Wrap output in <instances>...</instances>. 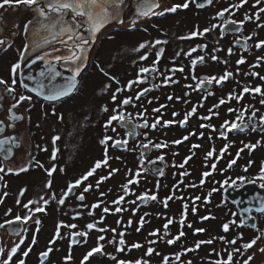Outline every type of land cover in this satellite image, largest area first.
I'll use <instances>...</instances> for the list:
<instances>
[{
    "label": "rangeland",
    "instance_id": "1",
    "mask_svg": "<svg viewBox=\"0 0 264 264\" xmlns=\"http://www.w3.org/2000/svg\"><path fill=\"white\" fill-rule=\"evenodd\" d=\"M157 2L160 7L154 9V11L159 12L163 11L165 7H172L173 4H181L182 0H157ZM238 2L239 0H215L212 4L213 6L211 5L212 7L208 11L207 8L204 9L206 12L196 11L191 6L186 9L177 8L175 12H165L163 15H149L139 18H137L136 14L137 7L133 5L126 20L122 18L124 20L123 24L113 27L116 22H110L100 30V34L98 33L97 36L100 35L99 41L105 38L103 43L104 46L99 47L103 51L97 52L100 58L96 57L97 61L88 67L86 72L87 77L84 83L81 82L72 96L67 97L61 105H56L55 109L43 102L41 104H36L37 107L35 108L40 110V112L37 110L35 111V116L36 119L39 120V136L41 141L39 146L41 155L39 159L43 162L41 163L43 167L37 168L33 166L31 168V164L28 162L27 158H25L29 152L26 150L24 153L25 155L18 165L15 164L17 159L12 161V168L18 169L20 167H27L29 163L28 172L22 174V178L14 174L16 171L12 173L7 172L8 175H10L7 178V183L4 186L0 185V188H4L7 194L9 193L8 198H6L5 195L1 197L2 190L0 191V199H2V202H0V210L2 208L5 213V211L11 209L10 213L8 211L3 215L0 211V222L3 221V219L15 217L17 214L21 217L29 214L28 210L23 208V204L27 203L29 200L38 202L30 204V209L34 210L37 206H41L45 209L42 212L33 211L31 213L34 217V221L36 219L41 221L38 230L37 226L26 225V231L18 237H11L7 233L3 234V232L0 233V246H3L5 249L4 259L7 258V251L10 250L14 244L20 243L21 237L24 239V243L20 244V248L14 254L9 264H14V257L17 253L23 255V252L28 250L29 246L32 248L37 245L38 247L34 249V256L30 253L31 256L28 258V261H26L24 257L26 263L30 264L32 262L31 264H36L35 260L39 259L37 258V252H42L47 250L48 247H52L53 251L50 253L52 264H77V259L84 255L85 250L90 249L91 246H95L97 237L101 235L105 237L103 241H99V243L103 245L101 251L102 255L94 253L96 257L93 259L90 257L86 264H114L118 259L127 260L129 264H134L137 259L146 261L147 264H189V262L190 264H215L217 260L227 261V253L232 251L235 246L229 243L232 241V230L229 229L228 232H225L224 230L222 231V227L223 224L228 223V220L234 219L235 216L233 217L229 214V212L234 209V206L231 205L227 199L223 198L221 193H219L220 191L215 192L216 190H212V192L206 193L205 191L208 189H205V193L202 192V188L205 186H203L201 182L198 183V175L200 174L203 176V172L205 171V168L203 169L202 167L200 169L199 167L202 157L197 155V160L194 159L192 161L190 169H188L187 166L189 162L181 168V160L183 159L181 155L183 154L179 151L184 148L178 147L176 150L167 148L166 152H168V154L166 159L168 160L162 161L161 164L157 161L154 164L152 163V165H148L146 159L155 161L156 158L154 157L158 156V151L154 150L153 157H151L146 154L149 147L147 149L141 147L142 144H146L145 142L134 144L136 141L133 142L130 136L123 132V129H125L124 127H127L128 131L131 130V124L124 125L117 121H113L111 125L106 127V121L109 116L113 115L111 109L116 108L121 100L129 96L133 97L132 103L123 106L122 111L125 113L126 118L131 117V119L138 115L137 113L141 112L144 113L147 119L151 117L153 121L156 116H160L161 121H176L178 118H173L171 115L172 112H177L178 115H180L182 113L181 110L185 111L192 106V102L196 100L194 93H188L186 97L188 103L181 102L180 104L173 99L170 101L168 99L171 93L170 86L167 85L171 84V87L177 90L178 88H176L175 83L165 85L162 83V76L155 77L153 75L152 77H148L149 74L139 73V69L145 64H148L145 67H148L150 70L153 67H158L157 64H150L151 60L156 57L155 51L157 48H163V52L159 59L164 60L165 64L168 62L172 65H178L179 68H184L183 72L179 71L180 74H178L177 71L172 72L176 75V78L173 77V79H175L174 81L178 80V76L180 75V80H185L184 75H186L187 80L192 79L197 81L204 76H215L218 78L226 70L233 73V76L226 80L227 82L224 81L225 83H223V85L225 86H223V90L222 88H215L216 84L214 83V87L203 91V95H208L209 97L206 98L207 102L200 103V105L197 104L196 106L198 112H200L196 116L198 120L202 121V119H200L202 116L211 117L208 111L210 108L206 106L210 105L212 108L214 104L218 103L219 96L223 97L225 92H231L233 89V84L230 82L231 80L236 81L235 85L238 83V87H243L244 85L249 87H255L256 85L261 86L262 92L259 95H255L254 92L250 91V93H246L244 99H240V101L236 99L229 101L226 99L228 101L226 103L228 104L225 103V105H221L219 109H213V112L218 111L220 115L218 114L219 116L212 118V120L210 118L209 121H213L214 125L220 128L224 121H228V114L223 115V108L227 106L229 109L237 105L235 114L238 113V110L239 114H243L244 109L243 111L239 109L243 103H245V107L248 106V108H246L248 112L264 109V105L260 104V100L264 97V80L259 78L260 76H264V61H261L259 64H257L256 61L257 56L264 57V50H262L264 46H262V49H257L255 47L258 41L264 40V27H257V24L264 25V13L259 14L260 19L258 21L255 18L259 8L264 7V2L256 6L255 0H247V3L239 9H230L229 13L235 20H243L245 14L253 17L251 21H244L245 30L243 31L244 36L242 37H239L237 34H226L227 36L221 37L216 29H212L203 35H197L188 39H180V37H187L189 35L193 28L192 24H195L200 32H203L204 28H211V25L217 23V19L215 20L214 18L217 11L228 7V4H237ZM27 8L29 7L27 6ZM24 11L32 15L30 10L24 9ZM32 12L35 13L33 10ZM133 20H135L137 26L145 29L141 34L135 35V25L133 26L132 24ZM124 25L125 28H122ZM237 37L239 38L237 39ZM246 37L252 38L245 40ZM157 39L167 41V43L156 46V48L145 47L139 52L134 51V49H136L140 43L145 42V40L155 41ZM191 40L197 41L200 45L206 44L207 48L201 46L204 51L197 49L196 52H190ZM109 41L111 43H109ZM245 44H248V48L245 50L248 49L249 52L244 51ZM192 47H195V45ZM229 48H231L233 52L231 56L228 54ZM216 49H219V51H216ZM146 52L148 53V59L143 63L139 57ZM36 53L38 52H27V58L34 56ZM59 53L61 52L57 54ZM66 53L67 55L69 54L68 51ZM89 53L91 55L93 54V52ZM177 53H180V55H177ZM194 53L198 54L199 57H203L204 62H198L196 65H193L191 72H189L190 69L187 65L191 63L192 58L190 55ZM212 55H216L219 60H211L210 57ZM240 56L245 58V63L237 65L235 61L239 59ZM222 61H227V64ZM101 68L104 72H107L110 77H115L116 80L119 81V84L114 80H110L109 76H105L100 71ZM250 72H256L259 75L257 78H252L251 75H246V73ZM137 75L143 79V83L134 84L130 88L126 87L127 82L129 80H135ZM193 76H195L196 79H193ZM151 79L153 81L152 86L156 87L154 89L150 87L149 81H151ZM105 85H109L110 90H106ZM117 87L122 88L123 91L117 93V101L114 102L111 99V92H115ZM144 88L151 89L146 95L148 98H145L143 95L141 99L136 100V93ZM235 89L232 92H234ZM208 93H212V95ZM200 96L201 95L198 94L199 98ZM210 97L214 98V104L210 103ZM152 100L153 103L151 105L149 101ZM160 105H166V107L161 109L160 113H154L153 109L159 108ZM104 107H107L109 111H102ZM196 117L193 115L189 117L190 127L196 128L195 126L198 124ZM136 119L137 117H135V120ZM140 123L142 124L143 121ZM25 127L26 124L21 128L25 129ZM113 128H115V132L112 131ZM142 129L145 130L147 137H149L148 130L146 128ZM118 134H120V137H118ZM161 134L162 141L166 139L167 143H171L172 139L179 135V132L175 123L158 125L157 128L151 132L152 142L156 143L158 139H161ZM105 135L111 137L112 140H109L106 145H101L100 140H102ZM53 137H59V139L53 143ZM120 139L127 140V144L121 148H114L113 140ZM248 139L255 141L252 137ZM54 148L56 149V153L53 159ZM42 151L45 152L42 153ZM105 151L108 157L107 166L101 164V167L96 169L92 176L88 177L86 181H82V186L77 187L75 192L70 193L69 196L65 198V203L63 205H58L55 200L44 205L42 201L39 200L41 196L47 199L53 193H55L58 199L61 192L66 190L70 180L79 178L82 174L88 172L94 166L96 160L102 161L104 159ZM257 151L258 154L264 151V143L258 147ZM141 153H143V157H141ZM217 155L220 156V154ZM141 159H143L142 165ZM255 159L254 165L248 166L247 172H243L244 175L247 173H254L257 171V168L260 167L258 160L261 158L256 157ZM247 160L248 158H244L240 163L246 164ZM227 162L228 153L223 154L221 158L217 160L216 175L210 177L209 183L211 188L213 187V189H215L216 186L221 189L228 183V176H226L228 171L227 169L222 170L223 166H228ZM53 165H55V171L50 178L45 169H51ZM33 168L34 172L31 174V169ZM111 168L119 169V171L101 181L99 188H97L96 182L100 180L102 176H108L109 169ZM61 169H63V171H61ZM137 169H142L141 171L143 174L134 176ZM160 171L163 172V175L160 174ZM223 175H225V177ZM129 176L132 177L134 183L128 185L129 191L125 194L121 190V185L127 183ZM49 179L52 181L50 189L45 187ZM180 179H182V181H179ZM88 185L92 187L88 192L84 193V201L81 202L77 200L76 197L83 192V188ZM190 185H195V187ZM21 189L25 190L23 195H21ZM159 189L161 191L160 193H158ZM174 190L180 191L182 195L179 193L174 195ZM101 191L105 193L103 197H100ZM164 192L166 194L171 192V195L173 194L175 197L182 199H171L167 203V208L164 206L159 208L157 204L160 205L163 201L162 198L166 197L163 196ZM141 193H146L149 196L156 194L160 202L148 200L147 203V200L141 201L137 199ZM118 194L125 196L124 202L120 205L124 210L119 213L115 212L116 205L111 203L112 200L117 198ZM209 194L214 195L211 200L206 201L203 199ZM196 196L202 199L194 200ZM17 199L21 201L19 205L16 203ZM99 200H103L104 203L98 208H91V205L97 203ZM131 201H135V204L130 203ZM184 203L189 205L186 210L183 208ZM105 206L110 209L108 213L103 212V207ZM192 207L196 208L195 213L192 212ZM133 209H135V211L137 209V214ZM89 212H91L92 215H89ZM157 213H159V216ZM181 213H184L185 222L183 225L180 223ZM140 215L148 220V223L145 228L137 231L135 220L139 218ZM93 216L95 217L92 218ZM99 217H103V220H99ZM117 217L121 219L119 224H115L116 221H119ZM201 217H208V219H201ZM169 218L173 219V223L168 226L166 232L163 226L167 223ZM129 220L132 221L131 224L128 223ZM61 221L64 225L76 224L77 228L69 229L68 227L62 226L60 229V238L49 245L50 238L55 235V225ZM88 223H95L96 227L89 231V237H87L86 242L85 238L81 237L82 242L86 245L73 248L71 256V249H69L70 238H72L70 235L71 232L84 231ZM189 224L192 225L191 228L188 227ZM197 227L204 228L206 231L196 233L195 228ZM101 228H114L116 232H101ZM153 230H158L157 235H153L151 239H155V243H150L149 246H146L148 245L146 243L145 246L138 249L131 248L135 240H141L145 243L147 232ZM178 231H183L185 235L179 240H176L173 244H167L166 241L168 239H172L173 236L176 237L179 235ZM120 232L125 233V245L123 246L119 245L120 237L118 233ZM34 233L40 234V243L36 240V243L32 244L31 241ZM220 236L225 237V241L213 239L212 244L203 243L199 248L195 247L196 241H207L211 238ZM113 238H115V243H108V241ZM75 239H78V237ZM151 240H148V243L151 242ZM242 244L244 243H239L238 247H236V249H239V253L233 255L231 264H243L245 260H248V257H252L249 264H264V253H254V251H257L255 249L261 248V244H264V240L254 243L252 247L247 250L242 248ZM116 247H122L123 251H115ZM149 247H152L154 250L152 254H147ZM262 248H264V246ZM183 249L189 250L183 253ZM259 251L262 250L259 249ZM178 253L180 254L179 260L176 259V254ZM64 255L65 257L70 255L71 259L61 262L56 258H62ZM165 256L168 257V261L164 260ZM112 257H115V259Z\"/></svg>",
    "mask_w": 264,
    "mask_h": 264
},
{
    "label": "snow or ice",
    "instance_id": "2",
    "mask_svg": "<svg viewBox=\"0 0 264 264\" xmlns=\"http://www.w3.org/2000/svg\"><path fill=\"white\" fill-rule=\"evenodd\" d=\"M194 2V0H193ZM208 3H211L212 0H207ZM262 2H264V0H255V5L259 6ZM245 3H247V0H239V3L237 4H230L229 7L223 8L221 11L217 12V17H222L224 16L225 13H229L231 8H235V9H239L240 7H242ZM124 4V0H2V2H0V8L4 7L5 5H8L10 7H14L16 5H21V6H28L31 7L33 9V11L36 13V16L34 17V21H29L24 25V29L25 32H29L31 31L32 33L35 34H40V32H43L44 38L42 40V44H50L52 42H58L62 45H64L69 54L68 55H63V54H56L58 52H60L59 49H53V54L49 53H44L42 55H38L35 56V59L33 60H27V62L25 64L22 65L21 61H25L26 57H27V52L30 48L33 49V51H35L36 48L40 47L39 43H34L32 45L26 43L24 46V51H21L19 53L20 56V60H18L16 63L11 65V72L12 74L15 76V74L18 72V70H21L22 67H27L30 64H35V62L37 60H45L47 61L49 56L50 59L52 61H55L57 63H59L62 67L67 68V70L71 73V75H69L68 77L65 78V81L62 85H53L51 88H49L47 91H45V86L44 84H39L37 88L33 89V91H36L39 95H43L45 100L48 101H57L59 99H61L62 97L68 96L69 94H71L73 92V90L77 87V77L82 73V71L84 70L85 66H86V62L89 60V50L95 45L96 43V39H97V34L100 32V30L108 23L110 22H117L119 24H123L124 20L121 18V8L122 5ZM189 6V0H184V3L182 4H173L172 7L168 8L165 7L163 9V11H159L156 12L154 11V9H158L160 7L159 3L157 2V0H139L138 5H137V10H136V14H137V18L139 17H146L149 15H163L165 12H175L177 10V8H187ZM203 6V5H198V7ZM260 13H264V7L259 8L258 13L256 14V20L258 21L260 19ZM252 16H249L248 14L244 15V19L242 21H240V24H243L244 21H251L252 20ZM133 26L135 25V20L132 21ZM235 25L237 24V21L235 20H225L223 24L220 25L222 32L221 35H223V30L225 29V25ZM217 27V25L213 24L211 25V28H204L203 32H198V31H191L189 33V35L187 37H180V39H188L197 35H203L204 33H207L209 31H211L212 29H215ZM257 27H264V25H260L257 24ZM234 31L239 32L240 29L236 28L234 29ZM66 37V39H65ZM239 37H237L238 39ZM252 37H246L245 40L251 39ZM5 43V41L0 40V44ZM167 41H163L160 39H157L155 41H146V42H142L138 45V47L136 49H134V51L139 52L141 49H144L145 47H150V48H156V46L159 45H163L166 44ZM262 46H264V40H260L258 41V43L255 44V47L257 49H262ZM264 50V49H262ZM190 51L194 52L195 49H191ZM216 51H219V49H216ZM163 52V48H157L155 51V55L157 60L160 58L161 54ZM228 54L229 56H231L233 54L232 49L229 48L228 49ZM177 55H180V53H177ZM211 60L213 61H218L219 58L216 55H212ZM139 59L141 61L147 60L148 59V53L146 52L144 55H141L139 57ZM197 61H199L200 63L204 62V58L203 57H197L196 59L191 60V64L192 65H196ZM256 61L257 64H259L261 61H264V57L261 56H257L256 57ZM223 63L227 64V61H222ZM156 61H153V65H155ZM235 63L237 65L243 64L245 63V58L243 56H240L239 59H237L235 61ZM184 71V68L181 67L179 69L173 68L170 69V71L175 72V71ZM100 71L105 75V76H109V74L107 72H104V70L101 68ZM155 73L157 71V69L155 67H153L151 70L148 67H141L139 69V73ZM47 72L49 74L50 77V82L51 81H55L57 77L62 76V73L60 71H57L56 68V64H49V67L47 69ZM41 76H44L45 73L41 72L40 73ZM246 75H252V76H258V73L255 72H250V73H246ZM233 76V73L230 71H225L221 76H219L218 78L215 76H204L203 78L199 79L197 84H196V88H200L202 85H205V83L211 85L213 82L216 85H221V83L223 81L228 80L229 78H231ZM193 79H196L195 76L192 77ZM260 79L264 80V76H260ZM29 80H32L33 77L31 75L28 76ZM110 80H114L117 84H119V81L116 80L115 77H110ZM16 79H12L11 80V84L7 83L4 79H0V85H5V90L8 93L13 92V88L12 85L16 84ZM176 81L172 80L171 77L169 76H163L162 77V83L164 84H169V83H175ZM139 83H143V79L137 75V78L135 80H129L127 82L126 87L130 88L131 86H133L134 84H139ZM155 86V85H154ZM25 87H27V85H25ZM105 89L106 90H110L109 89V85H105ZM151 89L149 88H144L140 91H138L135 95V99L139 100L141 99V97L143 95H145L147 92H149ZM121 91H123L122 88L117 87L115 89V92H111V99L112 101H117V93H120ZM254 92V93H261V88L260 87H249V86H244L243 87V91L240 92L239 90H235L234 92H230L227 94V98L228 100H232V99H236L237 101H239L243 95L245 93H249V92ZM209 95H212V93H208ZM187 95V93H185V96ZM206 98V97H205ZM168 99L171 101L173 99L172 96H169ZM176 100H182V97H175ZM24 100H31V97H25V96H20L19 100L16 102L15 105L12 106V108H15L20 101H24ZM133 97L129 96V97H125L123 100H121L119 102V104L117 105L116 108L111 109V111L113 112V115L109 116L108 120L106 121V127L108 125H111L113 121H117L121 124L127 125V124H131V130H129L127 132V135L132 136L135 134V129L136 128H148L149 124L147 122V120H144V122L141 123H135L131 120L130 117L126 118L125 113L122 111L123 106L126 105H130L132 103ZM183 103H188L187 100H182ZM226 102H228L225 98L221 97L218 101L217 104H214L212 106V108H210L208 111L210 114L212 115H218V111L217 112H213V109H219V107L221 105H224ZM260 104L264 105V99L260 100ZM202 106V105H201ZM166 105H160L159 108L153 109L154 113H160L161 109L165 108ZM12 108L9 109V111H12ZM119 110V111H118ZM102 111L108 112L109 109L107 107H104L102 109ZM197 111V107L196 106H192L191 109L187 112H185L183 114V119L178 120V121H169V120H163L161 121L160 116H156L153 123L150 125V127L152 129H156L158 125H169L172 123H178L181 127H183L186 122L189 120V117H191L194 113H196ZM234 110L232 108L228 109V112L231 113ZM138 115H143V113H137ZM171 115L173 117H176L178 115V113L176 112H172ZM255 116V112H253V117ZM253 117H249V120H251ZM243 118V114L240 113L237 115L236 119L242 120ZM10 119L13 120H18L21 119V117L19 116H11ZM200 119L202 120H209L210 116H202L200 117ZM260 122L261 124H264V115L260 116ZM229 126V122L226 120L224 121V123L220 126V132H219V136L221 138H226V132L224 131V129L226 127ZM200 127H205V125L201 124ZM240 127V125H238L236 122H232L230 125V129H238ZM253 129L255 130L256 125L253 124L252 125ZM215 130V129H214ZM113 132H115V128L112 129ZM145 136L147 135V133H144ZM194 132H189L187 135H185L182 140L183 141H187L189 139L190 136L194 135ZM202 135V134H201ZM59 139V137H53V143ZM209 139H212V137L210 136ZM109 140H112L111 137L105 135L104 138L102 140H100V144L101 145H106L107 142ZM181 139H177V140H173L172 143L173 144H180L182 142ZM7 143L6 140H0V149H2L4 147V145ZM259 143V142H258ZM127 144V140H113V147L114 148H120L123 147L124 145ZM155 148H161V147H167V143H157L152 145ZM142 148L147 149L149 147V144H142L141 145ZM196 147H200V145H193V148ZM228 147V145L226 144L223 148H220V153H224L226 148ZM246 147H248L249 149L255 148L256 145H246ZM8 156L11 155V149L9 148L8 150ZM215 151V147L213 148V150H210L207 152L206 158L207 157H212L213 156V152ZM55 153H56V149H53V156L52 158H55ZM175 155V153H174ZM237 156H239V151L236 154ZM141 157H143V153H141ZM8 157L6 156L5 159H7ZM158 160H163V156L157 157ZM188 158H185V162H187ZM107 154L105 151V157L104 159L101 160H96L94 166L85 174H82L79 178H73L72 180L69 181L66 190H63L59 196V198L57 199L55 193H53L51 196H49L47 199H45L43 196H41L39 198L40 201H42V203L44 205H47L50 201L55 200L57 202L58 205H63L65 203V198H67L69 196L70 193L75 192V190L77 189V187L82 186V181H86L88 179V177L92 176L93 173H95L96 169L101 167V164H104L105 166H107ZM235 161H231L229 163V167H232V165L234 164ZM36 165L38 167H43L42 164H40L38 161L35 162ZM149 163H155V161H149ZM143 164V159H141V165ZM181 168H183V164L180 165ZM216 167L215 164H212V168L214 169ZM27 167H20L18 169H13L12 167H8L7 168V172L11 173L13 171H17V172H22V171H26ZM142 169H138L137 170V175L140 174V171ZM5 171V167L3 165V163H0V173ZM45 171L47 172L48 176L51 178L53 172L55 171V165H53V167L51 169H45ZM61 171H63V169H61ZM117 171H119V169H115V168H111L109 169L108 172V176H102L100 178V180H98L96 182V186L97 188H99V185L101 183V181L107 179L108 177L112 176L114 173H116ZM262 172H264V168L261 169ZM160 174L163 175V172L160 171ZM209 173L208 172H204L203 176H208ZM239 179L244 180V177H240ZM262 179H264V177H262ZM134 183L132 177H128L127 179V183L121 185V190L127 194L129 191L128 185ZM204 181L201 180V184H203ZM51 184L52 181L51 179L48 180V182L45 184L46 188H51ZM233 184H235V181H233ZM192 187H195V185H190ZM262 187H264V184L261 185ZM92 186L88 185L87 187L83 188V192H81L76 198L79 201H84L85 199V195L84 193L88 192L90 190ZM175 187V185H174ZM25 190L21 189V195H23V192ZM213 191H215V189H213ZM5 196L7 195V193L4 194ZM105 195L104 192H100V197H103ZM178 197H175L174 195H169L166 196L164 198V200L162 201L164 204V207H167V203L169 200L171 199H177ZM137 199L144 201V200H150L152 202H160L158 201V197L156 194H152V195H147L146 193H141ZM182 199V198H180ZM202 199L199 196L194 197V200H200ZM203 199H205L207 201V197H204ZM125 200V196L124 195H117V198L112 200L111 203L113 205H116L115 207V212L119 213L121 211H123L124 209L120 206L122 205V203ZM0 202H2V199H0ZM16 203L19 205L21 203L20 199L16 200ZM33 203H38L37 201H33V200H29L27 203L23 204V208L28 210L29 214L24 215L23 217H21L19 214H17L13 220H5L3 224H0V229L5 228L6 225L10 226L12 224H15L16 222H20L21 220L23 222H27L30 219H34L33 215L31 214L33 211L35 212H42L45 209L41 206H37L34 210L29 208L30 204ZM104 201L103 200H99L97 203H93L91 205V208H98L101 206V204H103ZM130 203L135 204V201H131ZM189 205L187 203L183 204V208L186 210L188 209ZM192 212H196V208L192 207ZM9 213L11 212V209L8 210ZM110 211L109 207L105 206L103 207V212L104 213H108ZM133 211H135V209H133ZM79 215V214H78ZM89 215H92L91 212H89ZM147 215V214H145ZM157 215L159 216V213H157ZM101 219H103V217H101ZM201 219H208V217H201ZM140 222L141 225L144 223V217H140ZM185 222L184 220V213H181V217H180V223L181 225H183V223ZM35 223L37 225V230L38 227L41 223L40 220L36 219ZM117 224L120 223V221H116ZM129 224L132 223L131 220L128 221ZM173 223V219L169 218L167 220V223L164 224V229L167 232L168 226L170 224ZM244 221H241V224H243ZM68 227L69 229H75L77 228L76 224H68V225H64L63 222H58L55 225V235L50 238L49 240V245L53 244L55 242L56 239L60 238V229L61 227ZM96 227L95 223H88L85 226V230L84 231H73L71 232V243H77V240L75 239L76 237H84L85 238V242L87 241V237L89 234V231L94 229ZM188 227H192L191 224L188 225ZM137 231H140V228L136 229ZM223 230L225 232L229 231V224L225 223L223 224ZM26 231V230H24ZM101 232L104 231H112V232H116V229H107V228H101L100 229ZM206 231L204 228H200L197 227L195 228V232L196 233H202ZM158 230L153 231L152 233H150L151 235H157ZM120 239H119V245L123 246L125 245V240H124V232H120L118 233ZM185 233L183 231H181L179 233V235H177L175 238L173 239H168L166 241L167 244L171 245L173 244L176 240H179L182 236H184ZM105 239V237L103 235L98 236L97 237V241H96V246L92 247L91 250L83 256V260L80 262V264H83V261H86L89 259V257H91L94 253H100L102 251L103 245L99 243V241H103ZM213 239H219L221 241H225V237L220 236V237H214L211 238L207 241H196L195 242V247L199 248L201 244L203 243H207V244H212L213 243ZM227 242V241H226ZM24 243V239L23 237H21L20 239V243L14 244V246L7 251V258L6 259H0V264H9L10 261H12L14 254L17 252V250L20 248V244ZM36 243V235L32 236V244ZM108 243L112 244L115 243V238H113L112 240H109ZM152 243H155V241H153ZM232 245H235L236 240H232L231 242ZM255 243V240L249 242V243H244L242 245V247L247 250L250 247H252V245ZM141 245L139 243H134L131 245V248H140ZM31 251V246H29L28 250L23 252V255L25 257H27L29 255ZM53 251L52 247H48L47 250L40 252L39 255L40 257L43 258H47L49 256V254ZM115 251L120 252L123 251L122 247H116ZM153 248L149 247L147 250V254H152L153 253ZM5 252V249L0 247V256H3ZM239 253V249L233 248L232 251L227 253V261H221V260H217L215 262V264H231V261L233 259V255ZM111 255V254H109ZM113 259H115V257H112ZM180 258V254H176V259L179 260ZM65 260H70L71 256H66L64 258ZM252 259V257H248V260H245L243 262V264H249V261ZM165 261H168V257L165 256L164 257ZM19 264H25L24 260H19ZM41 264H43V261L41 262ZM117 264H129V262L127 261H118ZM134 264H147L146 261H142V260H135ZM190 264V262H189Z\"/></svg>",
    "mask_w": 264,
    "mask_h": 264
},
{
    "label": "flooded vegetation",
    "instance_id": "3",
    "mask_svg": "<svg viewBox=\"0 0 264 264\" xmlns=\"http://www.w3.org/2000/svg\"><path fill=\"white\" fill-rule=\"evenodd\" d=\"M0 2H2V0H0ZM13 2H14V0H13ZM138 2H139V0H124V4L122 5V8H121V15H122L121 18H124L126 20L127 15L132 10V6L135 5L137 7ZM191 2H192V0L189 1V3H191ZM182 3L183 2H181V4ZM24 9L30 10L32 15L27 14L26 13L27 11L25 12ZM32 10L33 9L30 7L27 8V6H21V5H16L14 7H10L8 5H5L4 7L0 8V40L5 41V43L0 44V79H4L9 84H11L12 79H16V81H17L16 84L12 85L13 92H11V93H8L5 90V85H0V140H6L7 141V143L4 145L5 146L4 150L0 152V163H3V165L5 167V171L0 173V185H3V186L7 183V178L10 176L7 173V168L12 167V164H13L12 161H14L16 159H17V162H15V164L18 165L20 160L25 155L24 153L26 152V150H27V152L28 151L29 152L27 153L25 158H27L28 162L31 164V168L33 166H36L38 168V166L35 163L36 161H38L40 164L43 163L39 159V157L41 155L40 150H39V148H40L39 146H40L41 141H40V136H39V120L36 119L35 111L37 110L40 112V110L38 108H35V107H37L36 104L37 103L41 104L43 102L44 104L50 105L51 107H53L55 109L56 105H61L63 103V101L65 99H67V97L72 96V94L75 92L78 85L81 82L84 83V80L87 77L86 72L88 70V67L91 66L95 61H97L96 57L100 58V56L97 55V52H102L103 50L99 47L104 46L103 43H104L105 38L102 39L101 41H99L100 35H98L95 45L89 50V52H93V54L91 55L89 53V60L86 62V66H85L84 70L79 75V82H78L77 87L75 88L74 92H72L69 96L61 98L55 102L45 100L42 97L31 93L22 85V83L19 79V73L23 70L24 67H22L21 70H18V72L14 76L11 72V65L16 63L18 60H20L19 53L21 51H24V46L26 43H28L30 45H32L34 43H39L40 47L36 48L35 51H33V49L30 48L28 50V52H38V53L34 54V56H31L29 58H27L28 57L27 56L26 57L27 59L25 61H21L22 65L25 64L27 62V60H33V59H35V56L42 55L44 53H49L51 56V54H53V49H59L61 52L59 54H63V55H67L66 52L68 50L64 45H62L58 42H52V43L47 44V45L42 44V40H43L44 35H45L43 32H40V34H35V33H32L31 31L25 32L24 25L29 21L35 22L34 17L36 16V13H33ZM229 15H230V13H225V17H224L225 20L226 19L228 20ZM136 24L137 23L135 22L134 33H135V35L141 34V32L144 31L145 29L143 27L137 26ZM151 24H152V21H151ZM119 25L120 24L116 22L113 25V27H117ZM151 26H150V28H151ZM122 28H125V25ZM243 29H244V25L241 24V29L237 33V35L239 37L244 36L243 31H242ZM99 34H100V32H99ZM65 39H66V37H65ZM145 42H146V40H145ZM109 43H111V42L109 41ZM194 55H195L194 59H196L197 56H196V54H194ZM50 56H49L47 61H45V60H41V61H43L45 63H49L48 61H50V62H53V64H56V66H59L61 68H65V67H62L59 63L52 61L50 59ZM153 61H156L155 65L157 64L159 69H158V67H156L157 71L155 73H152L151 77L153 75L155 77L169 76L172 78V80H175V79H173V77H175L176 75L173 74L172 71H170V69H173V68L179 69L178 65H172L168 62H167V64H165L164 60L157 61L156 57L151 60L150 64H153ZM142 62L145 63L146 60H144ZM146 65H148V64L143 65V67H145ZM187 66L190 69L189 72H191V68L193 65L191 63H189ZM65 69H67V68H65ZM177 72H178V74H180L178 70H177ZM180 79H181V75L178 76V80H176V82H175L176 88H178L177 90L174 87H171L172 86L171 84L168 85V86H170V92H171L170 95L173 97V100H175L181 104L182 100H186L188 93L192 92L195 94V98H196V100H194L192 102V106H197V104L200 105V103L207 102L206 98H208L209 96L203 95L204 94L203 91L214 87V82L211 85L205 83V85H202L200 88H196V84H197L198 80L197 81L192 80V79L187 80L186 75H184L185 80H180ZM149 82H150L151 89L156 88V87L152 86V84H153L152 79ZM230 82H232L233 85L236 83V81H233V80H231ZM237 85H238V83H237ZM256 87H259V86H256ZM260 88H261V86H260ZM261 92H262V88H261ZM185 93H187L186 96H185ZM198 94L201 95L200 98L198 97ZM259 94L260 93H255V95H259ZM20 96H25V97L30 96L31 100L20 101V103L15 108H12V106L15 105L16 102L19 100ZM177 96L182 97V100H176L175 97H177ZM221 97L222 96H219V99ZM145 98H148V97L145 96ZM226 99H228V98H226ZM241 99H244V98H241ZM262 99H264V97ZM213 100H214V98H213ZM139 102H141V101H139ZM210 102H213V101L210 99ZM149 103L152 105L153 100L149 101ZM211 104H214V102ZM244 105H245V103H243V105L239 108L241 111H243V109H244L243 118H242V120H239V121L236 119L237 115L239 114V110H238V113L235 114L236 109H237V105L230 107L234 111L231 113L228 112L229 126H228V129H226V128L224 129V131L226 132V138H221L219 136V132L221 129L219 127H216L214 125L213 121L211 122L209 120H202V121L198 120L196 116L200 112H198V110H197L196 111L197 114L196 113L193 114V116H195L196 120L198 121L197 122L198 125L195 126L196 128L190 127V123L188 120L182 129H180V130L177 129L179 132V135L177 137H175L174 139H172V141L177 140V139L182 140V138L185 135H187L189 132H194L195 133L194 135L190 136L187 141L182 140V142L180 144H173L172 141H171V143H167L166 139H163V141H162V134H161L160 135L161 139H158V141H156V144L166 142L167 147L159 148V150L157 148L155 150L158 151V155H160V154H168V152H166L167 148H170L172 150H174V149L176 150V148L178 149V147L184 148L183 150L179 151L181 154H183V155H181V157L183 158L181 160V164L185 165L186 163L189 162L187 165L188 169H190V165L192 164V161L194 159H196V156L197 155L201 156L202 158H201V162L199 164V167H200V169L202 167H203V169L205 168L204 172L209 173L208 176H206V177L203 176V179H205L206 182H204L202 184L203 186H205L202 189L203 190L208 189L205 191L206 193L210 192L209 190H211L210 183H209L210 177H213L216 175V173H215L216 167L213 169L212 164L216 165L217 160L220 159L221 156L223 154H226V153H228L227 164L229 165V163L231 161H235V162L232 165V167L223 166L222 170L227 169V171H228L227 175H226V176H228V180H227L228 183L225 184L224 187L227 185L228 186L232 185L235 189H237L238 187H240L242 185V181H245V182L255 181L259 187H262L261 185L264 184V179H262V177H264V172H262L261 169L264 168V151H261L258 154L257 150H258V147H260L264 143V136H263L264 130L263 131L258 130V128L260 127V124H261L259 118H260V116L264 115V109H262V110L257 109V111L255 112V116L253 117V112L252 111L246 112L247 111L246 108H248V106L245 107ZM191 107L185 111L181 110L182 113L181 114L179 113L181 115V117H180V115H177L176 117H173V118H179V120L183 119V114L185 112L189 111L191 109ZM10 108H12L11 112L9 111ZM13 115L19 116V117H21V119H18V120L10 119V117ZM41 115H42V113H41ZM210 115H211L210 118L212 120L213 116H212V114H210ZM251 116L254 118V124L256 125L255 130L252 127L253 124L252 125L250 124L249 117H251ZM145 118L147 119L146 116H145ZM147 120H148V124H149V127L147 128V130L149 132V140H151L152 128L150 127V125L153 123V120L151 119V117H149ZM236 121L246 124L244 130L230 129L231 123L236 122ZM206 122H209V123H206ZM201 123H204L205 127L200 128ZM24 124H26L25 129L21 128L24 126ZM123 132L125 133L124 129H123ZM118 136H120V134H118ZM210 136L212 137V139H209ZM250 137H252L255 141L249 140L248 138H250ZM226 144L228 145V147L226 148L225 152L223 154L220 153V148H223ZM249 144L256 145V147L249 149L248 147H246V145H249ZM193 145H200V147L193 148ZM7 146H9V148L11 149V155L10 156H8ZM26 146H28V147H26ZM214 147H215V151L213 152V156L206 158L207 152L210 150H213ZM238 151H239V156L236 155ZM43 152H45V151H42V153ZM151 154H152L151 152L147 153V155H151ZM217 154H220V156H218ZM6 156L8 157L7 159H5ZM188 157H190V158L187 159V162H184L185 158H188ZM256 157L261 158L260 160H258L260 167H258L257 171H255L254 173H247L244 175L243 172L244 173L247 172V167L250 165L251 166L254 165L253 163H255L254 159ZM244 158H248L247 163L241 164L240 161H242ZM10 162H12V163H10ZM29 163H28V165H29ZM28 165H27V169L29 168ZM31 170H32L31 171V174H32L34 172V168ZM27 172H28V170L22 171V172L16 171V172H14V174L21 177L22 174H26ZM223 176L225 177V175H223ZM198 177H199L198 183H200L201 182L200 180L202 179V175L199 174ZM240 177H244L245 179L241 180V179H239ZM233 181H235V184H233ZM224 187H222L218 191H222ZM1 190H2L1 197H3L4 194L7 192H6V190H4V188H0V191ZM3 190H4V192H3ZM219 193H221V192H219ZM8 194L6 195V198H8ZM0 211H1L2 215L6 214V212H8V210H7L4 213L2 208ZM229 214H230V216H233V217L235 216L234 219L228 220L229 229L232 230V239L231 240H234V239L236 240V244L234 245L235 248L238 247L239 243H249V242L253 241L254 239H257V240H255V243L261 242L262 240H264V238H263L264 237V217H263L264 216V210L262 212H255L254 210L250 211L249 215L255 219V223L253 226L241 224V216H240L239 212L236 210V208L231 210L229 212ZM13 219H14V217H9L7 219H3V221H1L0 223L3 224L5 220H13ZM31 221L33 222V224ZM26 225H33L34 227L37 226L35 221L33 219L32 220L30 219L29 221L26 222V224L23 223L22 230H21L19 236L24 232ZM222 229H223V227H222ZM6 233H7V231H3V234H6ZM34 235H36L37 242L40 243V240H39L40 234L34 233ZM9 236H12V235H9ZM263 246H264V244H261V248L255 249L257 251H254V253H257V254L264 253V248H262ZM0 247L3 248V246H0ZM37 247H38V245L33 246L31 248L30 253L33 256H34L33 253L35 251L34 249H36ZM259 249H261L263 252L259 251ZM30 253L27 257L15 256L14 257V259H15L14 264H18L19 260H21V259L24 260V257H25V260L28 261V258L31 256ZM4 256H5V254H3V256H0V259H4ZM50 259H51V255L49 254V256L45 259L46 261L43 262V264H52V262H51L52 259L51 260ZM49 260H50V262H49ZM35 261H36L35 262L36 264H39L40 262H42L39 259H36ZM26 264H29V263H26Z\"/></svg>",
    "mask_w": 264,
    "mask_h": 264
},
{
    "label": "water",
    "instance_id": "4",
    "mask_svg": "<svg viewBox=\"0 0 264 264\" xmlns=\"http://www.w3.org/2000/svg\"><path fill=\"white\" fill-rule=\"evenodd\" d=\"M195 3L197 6L198 5L204 6L208 2L207 0H195ZM48 62L49 63H45L41 60H37L35 64H30L27 67H24L23 70L19 73V78L22 85L24 87L25 85H27V87L25 88L28 91L42 97L43 99H44L43 95H39L36 91H33V89L37 88L38 85L42 83L45 86V91H47L53 85H62L65 81V78L71 75V73L67 69L56 66L57 71H60L62 73V76L57 77L55 81L50 82V77L47 72V69L49 67V64H53V62L50 61ZM41 72H44L45 75L41 76L40 75ZM29 75L33 77L32 80L28 79ZM78 82H79V76L77 77V84ZM261 129H264V124L262 125ZM1 150L2 149H0V151ZM223 193L224 196L231 203L236 205L238 211L242 216V220L244 221L243 225H248L250 223L253 226L254 219L251 218L249 214L251 210H255L257 212H262L264 210V188L259 187L253 181H249L244 183L238 189H233L232 186L226 187ZM16 223H18V225L21 224L20 222H16ZM16 223L10 226L6 225L5 228L3 229H6L11 234H17L19 229L17 231L12 230V226H15ZM3 229H0V231H2Z\"/></svg>",
    "mask_w": 264,
    "mask_h": 264
},
{
    "label": "trees",
    "instance_id": "5",
    "mask_svg": "<svg viewBox=\"0 0 264 264\" xmlns=\"http://www.w3.org/2000/svg\"><path fill=\"white\" fill-rule=\"evenodd\" d=\"M235 85V84H234ZM236 86V85H235ZM234 86V87H235ZM141 139V138H140ZM179 181H182V179H180ZM204 182H206V180L204 181ZM177 185V184H176ZM167 187V186H166ZM157 188V187H156ZM204 188V187H203ZM215 188L216 189H218L216 186H215ZM158 189V188H157ZM211 189H213V187L211 188ZM170 190H171V187H170ZM159 191V192H158ZM158 191H156V192H158V193H160L161 191H160V189L158 190ZM210 191V190H209ZM202 192H204V190H202ZM212 192V191H211ZM216 192H218V190L216 191ZM176 193H179L180 195H182L181 193H180V191L178 192L177 190H174V195L176 194ZM205 193V192H204ZM208 193V192H207ZM210 193V192H209ZM169 195H171V192L169 193V194H166L165 192L163 193V196L165 197V196H169ZM173 195V194H172ZM213 194H209V195H207V200H211L212 198H213ZM181 197H183V196H181ZM178 199H180V198H178ZM162 200H164V198H162ZM159 206V208L160 207H162V206H164L163 205V202L162 203H160V205H158L157 204V207ZM167 207H168V205H167ZM166 207V208H167ZM95 215V214H94ZM154 215H155V213H154ZM95 216H93L92 218H94ZM103 220V219H102ZM121 219H119V221H120ZM141 223V222H140ZM148 223V221H146V220H144V223L142 224V226H141V228H143V226H144V228L146 227V224ZM115 224H117L116 222H115ZM124 225V224H123ZM139 225H141V224H139ZM139 227V226H138ZM137 227V228H138ZM126 228V227H125ZM140 228V227H139ZM140 228V229H141ZM154 231V230H153ZM153 231H150L149 233H147V237H146V235H145V243H143L141 240H135L134 241V243H139L140 245H141V247H143V246H145L146 245V243L148 244V245H146V246H149L150 245V243H152L153 241H155V239L154 240H151L152 239V236L153 235H151L150 233H152ZM169 233V232H168ZM167 233V234H168ZM178 233H180V231H178ZM135 234V233H134ZM177 235V234H176ZM173 238H175V236H173L172 237V239ZM148 240H151V242H149L148 243Z\"/></svg>",
    "mask_w": 264,
    "mask_h": 264
}]
</instances>
